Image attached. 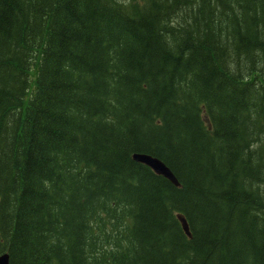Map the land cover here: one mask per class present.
<instances>
[{
	"label": "trees",
	"instance_id": "16d2710c",
	"mask_svg": "<svg viewBox=\"0 0 264 264\" xmlns=\"http://www.w3.org/2000/svg\"><path fill=\"white\" fill-rule=\"evenodd\" d=\"M4 253L264 264V0H0Z\"/></svg>",
	"mask_w": 264,
	"mask_h": 264
},
{
	"label": "water",
	"instance_id": "95a60500",
	"mask_svg": "<svg viewBox=\"0 0 264 264\" xmlns=\"http://www.w3.org/2000/svg\"><path fill=\"white\" fill-rule=\"evenodd\" d=\"M133 161L143 164L150 168L156 175L162 176L163 178L169 180L174 186H178V182L171 175L167 167L155 157H151L147 154H135L132 156ZM179 221L182 225V228L187 236H189L188 225L186 220L179 216ZM0 264H8V255L6 253L0 254Z\"/></svg>",
	"mask_w": 264,
	"mask_h": 264
},
{
	"label": "bare ground",
	"instance_id": "6f19581e",
	"mask_svg": "<svg viewBox=\"0 0 264 264\" xmlns=\"http://www.w3.org/2000/svg\"><path fill=\"white\" fill-rule=\"evenodd\" d=\"M135 154H139V153H135ZM135 154H133V155H135ZM132 155V156H133ZM168 169V168H167ZM169 170V169H168ZM170 171V170H169ZM170 173H171V175L173 176V174H172V172L170 171ZM174 177V176H173ZM174 179H175V177H174ZM176 180V179H175Z\"/></svg>",
	"mask_w": 264,
	"mask_h": 264
},
{
	"label": "rangeland",
	"instance_id": "374dc122",
	"mask_svg": "<svg viewBox=\"0 0 264 264\" xmlns=\"http://www.w3.org/2000/svg\"><path fill=\"white\" fill-rule=\"evenodd\" d=\"M31 78H33V77L31 76Z\"/></svg>",
	"mask_w": 264,
	"mask_h": 264
}]
</instances>
